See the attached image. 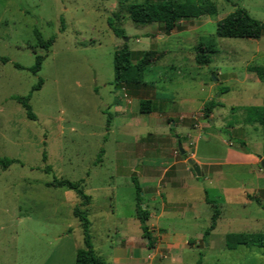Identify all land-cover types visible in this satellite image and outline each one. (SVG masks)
<instances>
[{
  "label": "rangeland",
  "instance_id": "374dc122",
  "mask_svg": "<svg viewBox=\"0 0 264 264\" xmlns=\"http://www.w3.org/2000/svg\"><path fill=\"white\" fill-rule=\"evenodd\" d=\"M144 1L0 0V57L9 59H0V157L21 161L0 166V264H76L85 247L76 206L90 221L95 252L112 264L119 250L134 253L129 240L149 264H264V125L246 118V107L264 105V80L248 69L264 66V34H216V21L238 6L264 21V0H171L185 6L168 33L161 22L130 18L131 4ZM207 2L215 17L192 15V4ZM36 30L55 37L48 49ZM205 39L218 51L199 65L195 46ZM124 44L133 63L142 50L163 52L143 84L115 82L114 54ZM37 55L44 59L34 73ZM30 92L35 119L13 98ZM143 98L152 100L151 113L140 112ZM212 98L222 105L206 115ZM133 176L150 212L152 246L136 216ZM55 178L83 180L90 204L73 189L48 186ZM206 197L220 214L202 239L215 208ZM188 201L201 204L197 218L181 217ZM169 226L189 233L187 242L169 238ZM232 232L254 233L263 246L229 249Z\"/></svg>",
  "mask_w": 264,
  "mask_h": 264
},
{
  "label": "trees",
  "instance_id": "16d2710c",
  "mask_svg": "<svg viewBox=\"0 0 264 264\" xmlns=\"http://www.w3.org/2000/svg\"><path fill=\"white\" fill-rule=\"evenodd\" d=\"M192 15H210L215 17L217 15V7L212 2L202 3L201 5L192 4ZM185 6V3L174 2L171 0H161L158 2H150L148 0L144 2L132 3L129 7L130 18L137 23L149 24L154 22H161L164 24V30L166 33L170 32L174 25V14L181 8ZM115 30V29H114ZM37 41L39 46L48 49L53 43L55 37H51L48 40H44L41 33L35 31ZM216 34L220 37L228 38H259L264 34V21L254 18L250 15L246 8L238 6L233 11L229 12L225 17L216 21ZM217 43L212 40H202L195 46V61L199 65H207L212 61V56L217 53ZM133 51L124 44V46L118 49L114 54V66H115V82L119 85L130 86L139 85L144 83L142 76L143 72L153 63H156L163 56V52L157 49L142 50L139 53V57L136 62L133 63L132 60ZM3 62H8L9 59L6 57H0ZM44 56L37 55L36 63L30 69L34 73H37L42 66ZM18 68H23L22 65L15 63ZM249 71L254 72L260 80H264V66L263 65H253L248 67ZM43 85V80L40 79L38 83L33 87V90L40 89ZM32 92L26 96H14L25 109L27 115L31 119H35V114L33 112L32 105L30 103L32 98ZM223 90L221 91V93ZM222 105L218 102L216 98H212L209 102L205 104L206 115L211 112L214 107ZM140 112L150 113L152 111V100L149 98L140 99ZM246 118L249 123H260L264 125V105H255L246 107ZM108 125L111 123V118L109 117ZM241 144L245 145L244 141ZM101 154L97 159V162L101 160ZM44 161L47 160L46 152L43 153ZM13 163H21L17 158L11 157H0V166L7 169ZM46 170L49 172L52 170L50 165L46 166ZM133 181L136 186L137 191V202H136V216L141 223V228L143 230L144 237L147 238L148 244L152 246L154 242V237L151 233V228L147 224V220L150 217V212L142 207L141 199V186L136 181L133 176ZM83 180L72 181L64 178H55L53 181L48 182V186L55 187H68L77 192L81 198V204L89 205L91 202V197L85 193L83 189ZM207 201L214 203V214L212 215V221L210 226L204 231V239L210 233V231L215 227L217 217L220 211L216 207V202L209 200ZM74 215L80 219L85 247L78 249L76 264H112L111 262L105 261L101 258L93 247L92 238L90 234L89 224L90 221L88 217L81 211V209L76 206L74 208ZM226 246L229 249H235L239 245H249L256 244L263 246L262 241L258 239L257 235L254 233L247 232H232L228 233L225 238ZM194 264H204L197 261Z\"/></svg>",
  "mask_w": 264,
  "mask_h": 264
},
{
  "label": "crops",
  "instance_id": "0c3cea01",
  "mask_svg": "<svg viewBox=\"0 0 264 264\" xmlns=\"http://www.w3.org/2000/svg\"><path fill=\"white\" fill-rule=\"evenodd\" d=\"M152 112V111H151ZM150 112V113H151ZM193 157H195V154H193ZM193 159V158H192ZM194 160V159H193ZM197 160V158H196ZM195 161V160H194ZM198 162H200L199 160H197ZM196 162V161H195ZM197 163V162H196ZM198 164V163H197ZM210 179V178H209ZM183 180H180V182H182ZM206 202H207V199L205 198ZM245 200V199H244ZM247 201V200H245ZM200 203H197L196 202H192V201H188L186 203V206H185V209L183 210V213L181 215L182 218H197L199 216V208H200ZM161 213H165L164 209H162ZM217 225V223H216ZM215 225V227H216ZM215 227L213 229H215ZM168 229L170 230V236L169 238L173 239V240H176L177 238H183L186 240L187 242V239L189 238V233H177L175 231V229L172 227V226H169ZM212 229V230H213ZM211 233V232H210ZM209 233V234H210ZM199 233H196V235H198ZM208 234V235H209ZM228 233H226L227 235ZM207 235V236H208ZM226 235H225V238H226ZM200 236L202 239H204V233H200ZM154 237V236H153ZM145 239L147 240V238L145 237ZM130 243V246H133V248L135 249L134 253L130 251V249H124V250H119L117 253H116V256L114 257V262L116 264H149V261L146 257V251L145 250H141V249H138L137 247V243L138 241L134 242V241H131L129 240L128 243ZM225 245H226V242H225ZM227 247V246H226ZM187 248V247H186ZM191 248V247H190ZM196 248V246H195ZM192 249V248H191ZM177 264H184L183 262L179 261L177 262Z\"/></svg>",
  "mask_w": 264,
  "mask_h": 264
},
{
  "label": "water",
  "instance_id": "95a60500",
  "mask_svg": "<svg viewBox=\"0 0 264 264\" xmlns=\"http://www.w3.org/2000/svg\"><path fill=\"white\" fill-rule=\"evenodd\" d=\"M126 40H128V38H126ZM179 149L182 154L185 153V150L183 149L181 144H179ZM188 163L193 167L197 175H201V167L199 166V164H197L192 158L188 159ZM133 175L135 176L136 173H134Z\"/></svg>",
  "mask_w": 264,
  "mask_h": 264
}]
</instances>
